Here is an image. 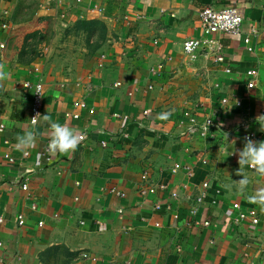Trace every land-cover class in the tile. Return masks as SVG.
<instances>
[{"label": "crops", "instance_id": "obj_1", "mask_svg": "<svg viewBox=\"0 0 264 264\" xmlns=\"http://www.w3.org/2000/svg\"><path fill=\"white\" fill-rule=\"evenodd\" d=\"M25 4L0 0V264H76L83 252L95 264H264V201L248 199L264 192V174L238 164L245 135L264 141V0ZM234 5L244 15L240 34L213 36L223 63L205 53L188 61L182 44L202 37L200 11ZM38 77L48 119L31 126L32 90L23 84ZM185 112L197 125L212 121L208 137L187 129ZM56 122L85 139L38 165ZM28 132L34 146L17 148ZM239 167L244 194L232 184ZM144 187L155 194L141 198ZM251 210L257 225L236 222Z\"/></svg>", "mask_w": 264, "mask_h": 264}, {"label": "built area", "instance_id": "obj_2", "mask_svg": "<svg viewBox=\"0 0 264 264\" xmlns=\"http://www.w3.org/2000/svg\"><path fill=\"white\" fill-rule=\"evenodd\" d=\"M83 0H76L77 3H81ZM241 1H245V0H232V2L234 4H236L237 2H241ZM99 12H101V10H98ZM7 12L3 13V18H6ZM199 19H200V24H201V29H202V37L200 39H190L185 41L182 44V53L183 55L188 59V61L190 62H194L198 59V53H205V55H209L210 57H212V59H214V61L216 63H223V56L221 53V46L218 44L217 41L214 40L213 36L215 34H226V35H231V36H237L240 34L241 32V26L244 20V15H243V11L241 8L237 7V6H232L228 9H224V10H214L212 8H204L200 11L199 13ZM8 27V23H4L2 24L1 28L2 29H6ZM244 43L245 45H249V39L245 38L244 39ZM189 46L192 47V51H189ZM0 48L3 49L4 46L2 44H0ZM248 51H251V48H247ZM195 56L196 59L193 60L192 57ZM35 72L38 73V69H35ZM248 76H252L253 73L252 72H248L247 73ZM23 87L25 89H31L32 90V95H31V99H30V106H29V124L31 126H35L39 123V121L41 120L42 116H43V105H44V90H43V85H42V81L41 78L38 77L37 81L30 83V82H25L23 84ZM247 87L249 89L253 88V81H251ZM226 102V101H223ZM75 108H80V109H84L85 105L84 103H76L74 104ZM144 114L146 115V112H144ZM39 115V116H37ZM37 116V117H36ZM72 118H78L77 114H72L71 115ZM113 117L115 118H119L118 115H113ZM183 117L185 119H187V121L189 122L188 125V130H191L193 127H197L199 130V134L201 137L206 138L208 137L209 133H210V128L212 126V121L211 120H206L204 121L202 124L197 125L195 119L190 115L189 112H185L183 113ZM35 118V121H33L32 119ZM124 120L127 119V117H122ZM5 130V126L4 124L0 123V135L3 133V131ZM78 136H82L83 139L80 141L82 142L85 139V133H81ZM252 139V140H256L257 136L254 133H249L247 135L244 136V139ZM50 141V140H49ZM47 142L44 151L38 155V162L37 164L40 165L41 161H43L44 163H47L48 165H51L55 160L52 158V156L54 155L52 152H50L48 150V143ZM4 144H9V141L5 139V141H3ZM101 146H105V143H101ZM55 154H63V153H55ZM28 153H24L23 157H28ZM6 160H8V162L10 164H13L14 161L13 159H11L8 155L5 156ZM180 169L179 165L174 166L173 171H176ZM188 170V169H187ZM166 187L164 185L160 186L161 190H164ZM203 188L206 189L207 185L204 184ZM28 187L27 184L24 183L23 185H21V190L22 191H27ZM115 192V191H112ZM156 192L155 187H144L141 188L139 190V196L143 199L148 198L149 196H153ZM117 195L119 197H124L123 194H118ZM172 198H176L177 194L176 193H172ZM205 198V192L201 193V195L197 198V203H201L203 201V199ZM158 208V207H156ZM233 208L235 209H239V206L237 204L233 205ZM32 210H35V207L32 206L31 207ZM118 213H122V210H118ZM192 213L194 214L195 211H192ZM251 220L252 224L257 225L259 223V219L257 217V214L254 211H248V212H239L238 216L236 218V222H242L244 220ZM3 223V219L0 218V224ZM16 224L18 225V227L23 226L24 224V217L22 216V214L18 215L16 218ZM204 226H207V223L203 224ZM2 246V243H0V247ZM97 262V258L93 257L91 255H89L88 253H81L78 257V260L76 261V264H88V263H93L95 264Z\"/></svg>", "mask_w": 264, "mask_h": 264}, {"label": "clouds", "instance_id": "obj_3", "mask_svg": "<svg viewBox=\"0 0 264 264\" xmlns=\"http://www.w3.org/2000/svg\"><path fill=\"white\" fill-rule=\"evenodd\" d=\"M189 51H192V47L189 46ZM193 60L196 59L195 56L192 57ZM3 75V73H0ZM39 116V115H37ZM36 116V117H37ZM45 120L48 117L43 116ZM35 121V118L32 119ZM257 121H264V115H261L257 118ZM260 125V124H259ZM261 131H264V128L260 125ZM83 139L82 136H77L75 131L72 128H69L65 125H62L58 122L51 124V138L48 143V150L52 153H67L69 151H75L78 147L80 141ZM228 137L227 134L224 136V142L226 145H232L227 143ZM35 144V137L31 132L25 133L23 135L17 136V148L28 149L33 147ZM225 155H233V150L229 154L227 148L225 149ZM238 164L240 165H250L257 173L264 174V141H254L250 138L246 139L244 146L238 152ZM240 167L237 175L242 178L238 182H233L232 184L238 185V191L240 194H244L247 185L249 184V179L245 175H241ZM229 190H231V185H228ZM248 199L252 202L260 203L264 201V192L258 193L255 196H250Z\"/></svg>", "mask_w": 264, "mask_h": 264}, {"label": "rangeland", "instance_id": "obj_4", "mask_svg": "<svg viewBox=\"0 0 264 264\" xmlns=\"http://www.w3.org/2000/svg\"><path fill=\"white\" fill-rule=\"evenodd\" d=\"M33 3H35V6L33 5ZM37 3V0H26V6H23V9H27L28 11H34L37 9L38 5L36 4ZM37 5V7H36ZM27 11V12H28ZM23 13H26V12H23ZM22 13V14H23ZM46 26H48V23L46 24ZM49 33V32H48ZM49 36V34L45 35V37L47 38ZM44 37V38H45ZM47 40V39H46ZM42 41V36L38 39H32V44H30V47H32L33 43L36 42V47L37 45ZM40 45V44H39ZM36 54H38V50H36Z\"/></svg>", "mask_w": 264, "mask_h": 264}]
</instances>
